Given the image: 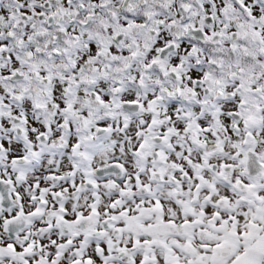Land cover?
Instances as JSON below:
<instances>
[{"label":"snow or ice","instance_id":"snow-or-ice-1","mask_svg":"<svg viewBox=\"0 0 264 264\" xmlns=\"http://www.w3.org/2000/svg\"><path fill=\"white\" fill-rule=\"evenodd\" d=\"M0 264H264V0H0Z\"/></svg>","mask_w":264,"mask_h":264}]
</instances>
